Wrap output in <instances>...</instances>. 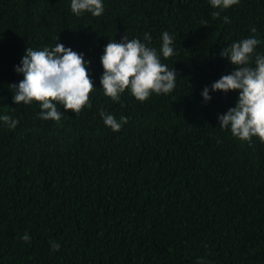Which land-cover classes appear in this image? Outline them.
I'll use <instances>...</instances> for the list:
<instances>
[{"label":"trees","instance_id":"trees-1","mask_svg":"<svg viewBox=\"0 0 264 264\" xmlns=\"http://www.w3.org/2000/svg\"><path fill=\"white\" fill-rule=\"evenodd\" d=\"M103 3L100 16H76L70 0H0V114L18 121H0V264H264V142L218 126L236 90L201 95L233 68L224 46L256 36L264 53V0L216 18L208 0ZM163 31L174 89L143 102L105 96L109 39L147 32L159 51ZM57 40L84 53L97 88L78 115L61 106L59 121L42 120L9 85L23 79L15 66L27 47ZM101 109L128 121L113 132Z\"/></svg>","mask_w":264,"mask_h":264},{"label":"clouds","instance_id":"clouds-1","mask_svg":"<svg viewBox=\"0 0 264 264\" xmlns=\"http://www.w3.org/2000/svg\"><path fill=\"white\" fill-rule=\"evenodd\" d=\"M208 3L214 9L210 15L216 18L238 0H208ZM70 9L76 16L84 13L100 16L104 12V3L103 0H70ZM223 19L229 21L227 16ZM251 31L255 32V27ZM151 40L147 32L143 40L130 39L127 35L119 41L109 39L100 57L103 72L99 88L105 96L119 102L121 94L127 91L143 102L153 93L167 95L174 89L176 72L161 62V57L174 55L173 37L163 31L159 51L149 46ZM260 43L256 36H249L224 46L220 55L227 58L233 68L201 92L203 101L208 102L212 99L211 93L237 91L235 106L218 114L217 119L221 129L229 130L241 141H250L255 136L264 142V53L256 51ZM89 65L84 53H78L58 40L54 45L41 48L29 46L15 66L23 79L9 85L12 100L17 105L38 103L40 111L37 115L42 120L59 121L64 115L61 106L78 115L82 108L92 106L90 93L97 88L90 77ZM99 114L104 125L113 132H118L128 121L127 116L117 118L103 109ZM0 121L10 129L18 123L7 114H0ZM20 239L31 242L27 233ZM52 247L59 249V244L53 242Z\"/></svg>","mask_w":264,"mask_h":264}]
</instances>
